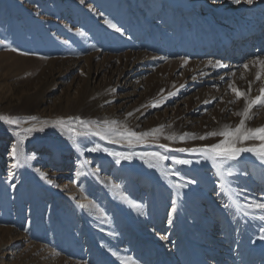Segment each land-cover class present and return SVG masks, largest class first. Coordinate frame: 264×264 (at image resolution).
Here are the masks:
<instances>
[{"label": "rangeland", "instance_id": "1", "mask_svg": "<svg viewBox=\"0 0 264 264\" xmlns=\"http://www.w3.org/2000/svg\"><path fill=\"white\" fill-rule=\"evenodd\" d=\"M263 19L264 0H0V116L20 121L0 120V264H208L225 238L233 264H264V209L248 207L264 203V160L179 151L239 124L245 100L232 88L260 95L264 76L247 53L223 78L200 67L228 58ZM250 115L246 127L264 126V105ZM104 121L150 135L129 144L91 134ZM33 125L44 131L9 156L13 132ZM153 152L169 159L141 158Z\"/></svg>", "mask_w": 264, "mask_h": 264}, {"label": "snow or ice", "instance_id": "2", "mask_svg": "<svg viewBox=\"0 0 264 264\" xmlns=\"http://www.w3.org/2000/svg\"><path fill=\"white\" fill-rule=\"evenodd\" d=\"M233 3L239 4L242 2V0H232ZM244 2L251 4L253 0H244ZM111 27L115 28V24H111ZM211 63V62H210ZM251 64H254L258 67V71L256 72L255 78L256 80H260L262 76H264V59H261L260 57H256L253 61L249 62ZM216 64L219 65L220 61H216ZM246 70L249 68V64H245L243 66ZM232 88V86H229ZM232 91L236 94L237 99L243 97L245 100V108L243 112L235 113L236 115L241 116L240 122L235 127H232L230 125H224L219 130H213L211 132L205 133V135L198 137L201 140L207 139L209 137H221V139L213 144L204 145L199 148H192V149H179V151H191V152H198L205 156L207 159H211L212 161L216 162L219 161L220 163H224L227 161H234L237 160L242 153L250 152L256 155L259 159L264 160V126L258 127V128H248L246 127V119H251L250 115V109L255 105H264V87L260 89V95L252 98L251 100L248 99V94L241 92L237 88H232ZM251 91V83L249 84V92ZM171 95V94H170ZM128 115H131L129 113ZM31 120H36V117H30ZM69 121L76 120L79 122V124L87 127L88 122L82 120L80 117H69L67 118ZM0 120L5 121L9 125H19L20 121L17 119L9 118L0 116ZM45 124L47 122H44ZM103 124L105 127H97L96 131L91 133L93 135L99 136L101 139H111L112 142L119 143L121 140H127L129 144H132L133 142L136 143H143L144 138L149 136V132L144 133H137L134 131L128 130L126 127L121 128L118 126L117 121H104ZM54 127H59L63 129L66 124L65 120L63 118L58 119L53 122ZM44 131V127L41 126L39 129L36 128L35 125L28 127V128H20L19 130L13 132V135L18 137V140L11 144V148L9 151V156L16 157L18 152V144L23 142L28 134H31L33 131ZM70 132H75V129L69 128ZM161 129H152L151 134H155L160 132ZM87 134V133H85ZM77 135H80V133H77ZM190 134H183L179 137V139L183 140L186 136ZM176 137L174 135H170L168 139H175ZM193 138H195L193 136ZM249 140H258L260 141L257 145L252 146H243L245 141ZM162 147H167V145H162ZM92 152H96L99 150V146L93 147L89 149ZM117 157V163L120 162V159H131V155H125L123 153H115ZM144 156H151L153 157L157 162H162L165 160H168L169 157L166 155H162L159 152H153V153H145L142 154L141 158ZM175 164H181V165H188L191 164L192 161L187 159H175ZM16 164H13L11 167H16ZM155 166V165H153ZM79 174V173H78ZM231 174V173H229ZM43 175V174H42ZM51 183V181H49ZM81 207H84V205H80ZM249 208H259L264 209V203H252L248 205ZM264 238V237H262Z\"/></svg>", "mask_w": 264, "mask_h": 264}, {"label": "bare ground", "instance_id": "3", "mask_svg": "<svg viewBox=\"0 0 264 264\" xmlns=\"http://www.w3.org/2000/svg\"><path fill=\"white\" fill-rule=\"evenodd\" d=\"M258 24L259 25L256 30H248L244 33L245 36L241 40H236V43L234 44V46H232L234 48H231V52L229 53L228 58L223 59L220 57L212 56L208 60L202 61V66L200 67V70L202 72L201 76L210 77L211 75L220 73V78H223L229 74L228 70L242 66L246 59L247 61H253L256 57L264 59V19L258 21ZM245 53H247L246 59L241 58L242 54ZM216 61H220V64L217 65ZM218 78L219 75L217 77V80ZM209 80H212V78ZM3 143V140L0 139V146L3 145ZM215 238L216 240L220 241V238L222 239L223 237L213 236V240ZM223 242V244L219 245L222 247V250H216L213 252V254L210 253L209 250H207V253H209L211 257V260L210 262H208V264H217V262H219V264H233L235 260L231 255L232 245L230 243V240L228 238H225L223 239ZM171 253H173V251L171 250V248H168L167 251L163 254V257H168ZM174 258V255L171 258L168 257L170 261H173ZM257 262H259L258 258L255 259V264ZM259 263L262 264V258L261 262Z\"/></svg>", "mask_w": 264, "mask_h": 264}]
</instances>
